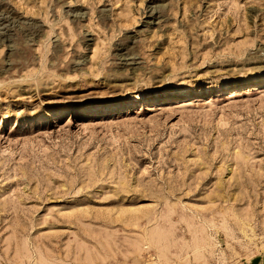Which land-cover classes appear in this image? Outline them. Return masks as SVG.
Instances as JSON below:
<instances>
[{"label":"rangeland","instance_id":"obj_1","mask_svg":"<svg viewBox=\"0 0 264 264\" xmlns=\"http://www.w3.org/2000/svg\"><path fill=\"white\" fill-rule=\"evenodd\" d=\"M0 264H264V0H0Z\"/></svg>","mask_w":264,"mask_h":264}]
</instances>
